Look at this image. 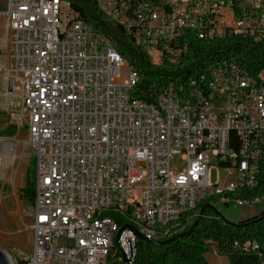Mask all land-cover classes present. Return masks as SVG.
<instances>
[{"label": "built area", "instance_id": "built-area-1", "mask_svg": "<svg viewBox=\"0 0 264 264\" xmlns=\"http://www.w3.org/2000/svg\"><path fill=\"white\" fill-rule=\"evenodd\" d=\"M78 1V0H76ZM86 0H79L86 9ZM160 62L183 28L222 35L229 23L221 0H90ZM264 29V0H241ZM259 8V11H256ZM230 9V8H229ZM209 15L210 18H209ZM11 97L5 111L27 120L36 159L31 252L22 264H106L114 246L127 256L139 239L163 240L173 224L209 197L257 204L224 194L252 186L264 144V71L236 65L213 71L208 93L177 94L170 85L147 103L131 97L139 74L111 36L96 29L70 0H7ZM237 21L235 31H243ZM179 156L183 168L174 172ZM235 177L212 178L213 161Z\"/></svg>", "mask_w": 264, "mask_h": 264}, {"label": "trees", "instance_id": "trees-1", "mask_svg": "<svg viewBox=\"0 0 264 264\" xmlns=\"http://www.w3.org/2000/svg\"><path fill=\"white\" fill-rule=\"evenodd\" d=\"M70 1L96 29L111 36L117 51L138 72L139 79L130 93L133 99L153 103L170 85L182 97L196 92L206 94L213 71L227 69L231 65L238 66L251 77H257L264 71V29L257 24L256 12L243 8L241 0H221L229 6L232 16L222 35L200 37L199 29L183 28L171 43V52L165 50L158 64L150 61L151 57L142 45L136 43L131 33L98 11L90 0L85 1L86 9L79 0ZM129 1L132 4L144 2ZM240 20L246 26L243 31L236 32L234 25ZM258 150L254 184L238 185L235 191L225 193V196L246 201L264 198V144H259ZM35 165L36 159L32 157L26 183L21 189L22 199L30 208L34 204ZM219 199L220 196L207 198L190 213L192 217L188 222L183 217L177 221L179 225L174 223L172 228L177 229L170 237L181 236L168 244L155 245L138 239L130 264H208L205 253L209 243L216 244L218 252L227 257L228 264H264V209L238 223H231L218 213L205 210L199 223L188 232L200 208ZM18 259L17 264H22L24 258ZM106 264H122L116 244Z\"/></svg>", "mask_w": 264, "mask_h": 264}, {"label": "rangeland", "instance_id": "rangeland-1", "mask_svg": "<svg viewBox=\"0 0 264 264\" xmlns=\"http://www.w3.org/2000/svg\"><path fill=\"white\" fill-rule=\"evenodd\" d=\"M7 0H0V11H4ZM224 18L231 21V10L228 7L222 9ZM5 18L0 16V249L8 256L11 264H17L18 258L27 257L31 252L32 233L29 228L31 221V208L25 204L21 196V189L27 179V168L34 156L33 148L28 139L27 120L22 118L20 122L12 120L5 111V103L11 97L8 90L5 75L9 62V39L6 36ZM128 76L127 63L120 71V77L115 82L122 84ZM10 143L8 151L4 152V144ZM212 178L216 181L217 171L220 174L219 184L226 187L235 177L227 175L229 169L217 166V159L212 157ZM183 168V161L179 156L171 160V169L174 172ZM215 211L225 220L238 223L250 214L261 212L264 209V198L255 205L240 206L235 202L228 205L217 200L211 203ZM214 213V211H211ZM215 214V213H214ZM208 264H228L225 255L217 250L216 244L209 243L205 253Z\"/></svg>", "mask_w": 264, "mask_h": 264}, {"label": "water", "instance_id": "water-1", "mask_svg": "<svg viewBox=\"0 0 264 264\" xmlns=\"http://www.w3.org/2000/svg\"><path fill=\"white\" fill-rule=\"evenodd\" d=\"M205 210H211V211L216 212L215 208L213 207V205L211 203H205L200 208L199 213L197 214L194 221L192 222L188 232L192 231L193 228L199 223V221L202 218ZM125 229H132L139 239H142L145 241H150L155 245L168 244V243L178 239L181 236V234H177L175 236L169 237V238L164 239V240H147L144 238V236L139 232V230L136 227H133L131 225L126 224L118 231V233L116 234V238H119L121 232ZM120 254H121V258H122V264H130L133 257H134V251L132 250V248H130L128 256L123 251H121ZM0 264H11L8 256L6 255V253L2 249H0Z\"/></svg>", "mask_w": 264, "mask_h": 264}, {"label": "bare ground", "instance_id": "bare-ground-1", "mask_svg": "<svg viewBox=\"0 0 264 264\" xmlns=\"http://www.w3.org/2000/svg\"><path fill=\"white\" fill-rule=\"evenodd\" d=\"M10 143H6V144H4V148H5V150H4V152H6V151H8V147H10Z\"/></svg>", "mask_w": 264, "mask_h": 264}, {"label": "crops", "instance_id": "crops-1", "mask_svg": "<svg viewBox=\"0 0 264 264\" xmlns=\"http://www.w3.org/2000/svg\"><path fill=\"white\" fill-rule=\"evenodd\" d=\"M262 200H263V199H262ZM262 200H261V201H262ZM250 205H255V204H250ZM258 213H259V212H257V213L255 212L254 214L252 213V214H250L249 216H252V215H255V214H258Z\"/></svg>", "mask_w": 264, "mask_h": 264}]
</instances>
